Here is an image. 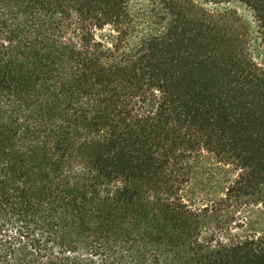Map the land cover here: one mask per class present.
I'll return each mask as SVG.
<instances>
[{
    "label": "trees",
    "instance_id": "1",
    "mask_svg": "<svg viewBox=\"0 0 264 264\" xmlns=\"http://www.w3.org/2000/svg\"><path fill=\"white\" fill-rule=\"evenodd\" d=\"M259 55L264 0H0V264H264Z\"/></svg>",
    "mask_w": 264,
    "mask_h": 264
},
{
    "label": "rangeland",
    "instance_id": "2",
    "mask_svg": "<svg viewBox=\"0 0 264 264\" xmlns=\"http://www.w3.org/2000/svg\"><path fill=\"white\" fill-rule=\"evenodd\" d=\"M230 6L232 7H236L238 9V11L246 18V20L248 21H252L253 20V16H252V12L251 10L245 6L242 3L239 2H233L230 4ZM259 61L262 62L264 64V57L262 55H259ZM15 128L14 126L7 120L4 118V115L0 113V141H2L5 145H8L11 143V141H13L15 139L14 134H15ZM211 164H209L210 166ZM217 166L213 165L208 169V171L210 172H216V176L220 177V176H224V178H227V176L230 173H227L225 168H220V170H217L216 168ZM218 171H220L218 173ZM208 173L205 174V182L203 184H200L197 186L198 190L201 192H207L208 195L209 194H213V195H218L221 193L222 190L225 189V186L223 187H212V183H210L207 180L208 177ZM210 196V195H209ZM110 210H112L115 214L116 218H120L121 215V211L120 208H118V206L110 204L108 207ZM262 217V216H260ZM259 217V218H260ZM116 222H118V220L116 219ZM116 228V227H115ZM114 228V229H115ZM263 228H264V221H263ZM127 259L132 260L134 262V264H143L140 259L138 258V256L136 255H132V256H128L127 255Z\"/></svg>",
    "mask_w": 264,
    "mask_h": 264
}]
</instances>
